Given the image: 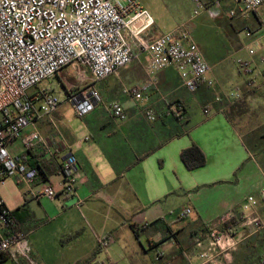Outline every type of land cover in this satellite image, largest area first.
Here are the masks:
<instances>
[{"label": "crops", "instance_id": "1", "mask_svg": "<svg viewBox=\"0 0 264 264\" xmlns=\"http://www.w3.org/2000/svg\"><path fill=\"white\" fill-rule=\"evenodd\" d=\"M140 3L148 10L149 2ZM159 35L151 29L146 36L152 40ZM260 41V51L251 55L256 73L264 65V40ZM228 48L242 51L236 43ZM220 50L214 46L213 54ZM225 59L208 62L214 87L201 86L191 93L177 73L164 72L168 68L149 77L146 57L141 56L123 69H130L129 73L119 74L121 69L97 82L101 87L90 84L100 101L80 117L81 122L64 124L54 117L55 111L36 123L46 144L19 154L39 172L32 193L46 184L61 188L60 164L69 154L78 166L74 195L55 201L35 199L29 187L25 192L24 185L13 179L20 187L18 200L10 202L0 192L19 231L26 234L37 264H82L91 257L89 264H159L158 253L162 264H201L200 253L210 248V228L222 229L221 218L227 213L234 214L236 233L246 236L223 255L222 264H258L254 256L258 248L264 255V230L249 235L238 216L245 198L264 187V148L257 152L247 144L234 117L240 114L236 104H250L259 93L255 87L248 90L247 81L231 84ZM241 62L246 61L237 60L238 67ZM111 77L116 78L107 82ZM148 82L152 84L142 99L120 94ZM232 93L239 98H230ZM112 101L121 103L125 120L112 116ZM189 103L200 109L191 112ZM193 145L206 162L189 170L181 155ZM186 209L191 213L181 217ZM199 239L202 248L196 246ZM0 264L25 262L0 256Z\"/></svg>", "mask_w": 264, "mask_h": 264}, {"label": "built area", "instance_id": "2", "mask_svg": "<svg viewBox=\"0 0 264 264\" xmlns=\"http://www.w3.org/2000/svg\"><path fill=\"white\" fill-rule=\"evenodd\" d=\"M193 1L194 14L198 15L204 9L203 2ZM233 1L241 7L230 12L232 17L255 13L264 4V0ZM154 25V18L140 0H0V187L13 179L17 185L29 187L32 193L37 185L38 170L20 155H12L7 147L17 140L26 151L46 144L36 123L57 111L61 103L47 90L33 95L29 91L67 66L74 72L79 70V80L84 84L82 91L67 93L68 102L79 117L100 101L97 93L89 89L90 84L117 74L141 56L146 57L145 72L149 77L173 68L191 93L201 86L214 87L215 82L209 77L211 67L189 32L180 30L150 40L146 35ZM247 36L252 33L247 32ZM249 54L254 55L255 51L250 49ZM240 68L246 75L252 72L247 62H241ZM81 71L86 75H81ZM151 84L131 87L123 93L139 100ZM246 84L252 88L254 79ZM230 98L238 99L239 95L232 93ZM109 109L115 119H126L120 102L112 101ZM209 112L210 109H204L206 116ZM149 118L154 119L152 115ZM60 173L59 190L46 184L32 196L55 201L74 195L78 166L73 154L64 158ZM190 213L186 209L181 217ZM238 217L239 225L248 228L249 235L264 230V187L257 195L245 198ZM233 219L234 214L227 213L221 218L223 229L210 228V248L200 253L201 264H222L223 255L245 238V234L236 233L234 226H226ZM196 246L202 248L203 240H197ZM0 256L37 264L26 234L19 231L13 212L1 195ZM161 258L158 253L157 263L162 264Z\"/></svg>", "mask_w": 264, "mask_h": 264}, {"label": "rangeland", "instance_id": "3", "mask_svg": "<svg viewBox=\"0 0 264 264\" xmlns=\"http://www.w3.org/2000/svg\"><path fill=\"white\" fill-rule=\"evenodd\" d=\"M142 1L150 3L147 7L155 21L152 29H155L160 34L174 33L180 30L189 32L196 44H199L211 65L215 64L217 57L226 58V63L231 68V84H234L235 81L245 82L252 78L254 79L255 84L253 87H255L254 89L259 93V96L255 97L254 102L252 101L250 104H247L245 101L236 104L239 107L240 114L238 115L239 117L235 114L234 118L247 144L257 152L261 151L264 148V139L261 140V137H264V65L261 73H256L254 66L251 64L255 56H251L249 50L253 49L256 53L259 52L260 40H264V4L255 13H249L247 15L237 14V16L232 17L230 16V12H237L241 7L240 4L233 0H202L204 9L200 10L198 15L194 14L196 3L193 0ZM249 31L252 33L251 37L247 36V32ZM235 43L241 45L242 51L240 49L232 50L228 48L230 46L233 47ZM214 46H218L221 49L220 52L213 54ZM239 59L249 62L251 64L250 68L252 70L254 69V71L247 75L239 72L238 68L242 71L240 66L238 67L236 64ZM130 71V69H125L120 71L119 74L124 72L126 74ZM75 72L73 68L67 66L59 75H54L42 81L29 91V95L44 90L55 95L61 105L54 117L57 118V121L63 122L64 124L69 123L72 125L73 123L81 122L73 104L68 102L67 98L68 90L78 91L80 89L82 91L84 85L79 80V70L77 68ZM164 72L176 74L172 68H168ZM84 74L86 75V73L81 71V75ZM115 78L111 77L107 82H111ZM64 80L68 81V87L65 86ZM80 83L83 84L82 87H80ZM98 85L101 87L100 84ZM121 93L123 94L122 91ZM184 95L188 99H192L193 97L189 92H184ZM113 96L111 95L110 97ZM189 108L193 113L196 111V108L200 109L199 106H195L192 103H189ZM7 148L12 155L26 154V150L20 140L9 144ZM19 189L20 187L18 188V186L13 184L12 179H8L6 184L0 187V192L10 202H16L20 195ZM27 189L26 186L23 187L25 192H27ZM257 255L258 264H264V255L259 253L255 256Z\"/></svg>", "mask_w": 264, "mask_h": 264}, {"label": "trees", "instance_id": "4", "mask_svg": "<svg viewBox=\"0 0 264 264\" xmlns=\"http://www.w3.org/2000/svg\"><path fill=\"white\" fill-rule=\"evenodd\" d=\"M247 86V84H246ZM248 90L251 89L250 87H248ZM182 160L184 162V164L186 165V167L189 170H193L199 167H202L205 165V156L202 153V151L195 145L191 146L189 149H186L182 152ZM236 223L235 219L231 220L229 223L226 224V226H233ZM237 224V223H236ZM133 231L135 232L136 235H139V231L137 229V227L135 225H131ZM223 229V228H222ZM259 233V232H258ZM257 253H261V250L258 248L257 249ZM256 259L258 257L254 256ZM93 259V257H91L90 259L86 260L84 263L82 264H89L91 262V260Z\"/></svg>", "mask_w": 264, "mask_h": 264}]
</instances>
